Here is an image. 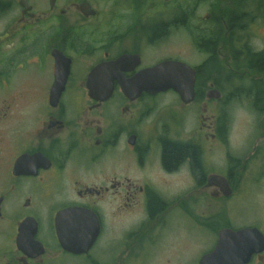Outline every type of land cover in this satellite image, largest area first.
Returning a JSON list of instances; mask_svg holds the SVG:
<instances>
[{"label":"flooded vegetation","instance_id":"af4514ba","mask_svg":"<svg viewBox=\"0 0 264 264\" xmlns=\"http://www.w3.org/2000/svg\"><path fill=\"white\" fill-rule=\"evenodd\" d=\"M259 1L0 0V264H264ZM167 60L194 68L191 99L122 88Z\"/></svg>","mask_w":264,"mask_h":264},{"label":"water","instance_id":"95a60500","mask_svg":"<svg viewBox=\"0 0 264 264\" xmlns=\"http://www.w3.org/2000/svg\"><path fill=\"white\" fill-rule=\"evenodd\" d=\"M125 60V57L118 59L117 62L113 63V66L121 63ZM104 71L102 65H98L92 71L90 79L92 82L99 81L98 79ZM110 83L109 89H112L113 80H107ZM122 88L130 92H141L146 91H165L168 89H173L177 91L181 97L185 100L191 99L194 94V84H195V70L189 64L182 61L167 60L158 63L144 71L140 72L132 80H120ZM92 89H97V86H92ZM210 184L218 183L225 193H228V185L226 178L213 174L209 177ZM64 211L63 213H66ZM221 239L223 238V233H221ZM64 236V235H63ZM62 237V236H61ZM67 239L64 240V243ZM219 259L223 257L222 251H215L205 255L202 259V264H212L214 258Z\"/></svg>","mask_w":264,"mask_h":264},{"label":"rangeland","instance_id":"374dc122","mask_svg":"<svg viewBox=\"0 0 264 264\" xmlns=\"http://www.w3.org/2000/svg\"><path fill=\"white\" fill-rule=\"evenodd\" d=\"M260 3H263V7H262V10L261 12L259 10L256 9V11H252V14L254 15L252 18H253V22H251V30H252V44L254 46H257V48L263 46L264 44V0L262 1H259ZM229 2H226V1H220L219 2V7L222 6V4L226 5L228 4ZM236 3V2H235ZM252 5L254 6L255 3L251 2ZM258 3V2H257ZM227 7V5L225 6ZM258 14H261L262 16L260 18H257V15ZM181 44V43H180ZM179 44V45H180ZM178 43L177 44H172L168 50L172 53L174 52H178V50L180 51V47H179ZM188 46V45H186ZM187 51H189V48L187 47ZM157 53H161L160 51H158ZM185 57L187 59H189L190 61H192L193 63H196L197 62V57L194 56V55H191V54H186ZM220 65V64H219ZM222 68V67H220ZM251 73L253 74L254 72L251 71ZM241 81L239 80H234L232 83H231V87L230 88H233V89H237L238 87L241 86ZM230 85H228V88H229ZM240 103V105H239ZM240 106V107H239ZM245 103H241L239 102V100H236L235 101V105H234V108L232 110V121H233V125L235 127H237L238 129L242 128V126L244 124H247V123H250V122H253L255 120L254 117H251L249 114H247V112L245 111V109L247 107ZM253 120V121H252ZM260 120V118H259ZM192 121L194 122V119H192ZM191 122H187L186 123V134L188 135L189 133L193 132L196 128V125L195 123L193 124H190ZM237 129V132H239ZM241 130V129H240ZM247 136V132L246 134H240V135H236L235 137H233V142H241V138L240 137H246ZM225 151V148H220L219 150V160H220V165H222L223 161H221L222 157H221V154ZM155 180L157 182H159L162 186H167V183L166 181L162 178V177H154ZM183 182H181L182 184ZM184 186H185V189L187 190V196L190 195L189 194V191L193 190V187H194V184L192 182V179H190L189 177H186V181H184ZM164 187V188H165ZM191 187V188H190ZM192 195H194L193 191L191 192ZM261 200L263 201L264 203V195H263V198L261 197ZM226 204H228V202H224V201H220L217 205V208L219 209H224L226 207ZM234 204H238V203H234ZM247 204H257L256 202H252L250 201L249 203ZM203 211V216L207 215V210H206V203L204 202V204L202 205V209ZM218 210V209H217ZM221 212V211H220Z\"/></svg>","mask_w":264,"mask_h":264},{"label":"trees","instance_id":"16d2710c","mask_svg":"<svg viewBox=\"0 0 264 264\" xmlns=\"http://www.w3.org/2000/svg\"><path fill=\"white\" fill-rule=\"evenodd\" d=\"M253 3H255V1H251ZM260 3V2H259ZM261 8L263 7V3H261ZM251 69L252 70H259V69H264V52L260 53V54H252L251 56ZM191 151V149L187 148V153H189Z\"/></svg>","mask_w":264,"mask_h":264}]
</instances>
